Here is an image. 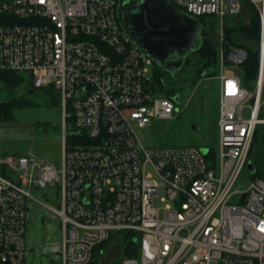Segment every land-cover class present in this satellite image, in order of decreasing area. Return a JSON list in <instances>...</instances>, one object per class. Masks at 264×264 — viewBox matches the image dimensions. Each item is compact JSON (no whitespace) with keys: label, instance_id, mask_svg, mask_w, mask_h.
<instances>
[{"label":"built area","instance_id":"2783aa9c","mask_svg":"<svg viewBox=\"0 0 264 264\" xmlns=\"http://www.w3.org/2000/svg\"><path fill=\"white\" fill-rule=\"evenodd\" d=\"M169 1L222 27L217 151L146 141L178 99L155 97L154 62L119 15L123 0H0V70L56 89L63 116L60 164L0 154V264H27L32 204L59 217L60 241L44 248L57 254L52 264H264V179L244 176L264 124V0ZM245 5L259 14L258 74L247 86L248 52L223 28ZM125 233L137 253L107 258L101 245Z\"/></svg>","mask_w":264,"mask_h":264},{"label":"rangeland","instance_id":"374dc122","mask_svg":"<svg viewBox=\"0 0 264 264\" xmlns=\"http://www.w3.org/2000/svg\"><path fill=\"white\" fill-rule=\"evenodd\" d=\"M121 13L122 11H119V15ZM254 18L259 20L256 7L251 8L245 5L240 13L227 16L224 19L225 34H227L228 27L249 26ZM211 20L209 18L208 22ZM214 22V27L212 29L209 27L207 32L218 47L222 27L218 21ZM241 34L242 32H237L236 41H248L247 37ZM257 42L258 38H252L248 43L254 48L257 46ZM200 64L199 54L190 53L183 67L167 77V87L164 86L163 90L155 93V97L163 98L167 94V89H174L179 95L176 103L178 108L175 110L173 118L155 119L147 126L143 131L146 141L160 145L197 146L204 150L213 148L217 151L219 145L218 70L214 76L206 74L203 78H197L198 80L195 81ZM23 74L26 79L20 86L0 91V101L13 100L12 102L22 106L15 110L14 119L0 121V154L11 156L32 153L39 158L60 164L63 147V116L57 102V90L51 86L37 88L34 85L35 88L32 89L27 79L29 73L24 72ZM263 131L262 127L261 132ZM72 142L73 139L70 137L69 143ZM256 147L255 143L252 153ZM244 176L249 179L250 171L246 169ZM164 195V192L160 191L154 199L161 218L164 216L166 205V201L162 200ZM29 208L31 219L26 223L25 232L27 264H52V260L56 259L57 254L46 253L44 248L47 246L50 249L60 241L62 232L59 226V217L40 204H32ZM45 215L46 219L42 222V217ZM118 245L111 242L110 247L107 248V258H118L123 255L122 246ZM31 248L34 250L29 251Z\"/></svg>","mask_w":264,"mask_h":264},{"label":"water","instance_id":"95a60500","mask_svg":"<svg viewBox=\"0 0 264 264\" xmlns=\"http://www.w3.org/2000/svg\"><path fill=\"white\" fill-rule=\"evenodd\" d=\"M121 11L126 27L153 62L171 73L179 70L187 56L208 36L197 18L176 8L169 0H124ZM243 71L241 67L240 72ZM175 97L179 99L178 94ZM247 168L251 173L256 171L251 161Z\"/></svg>","mask_w":264,"mask_h":264},{"label":"trees","instance_id":"16d2710c","mask_svg":"<svg viewBox=\"0 0 264 264\" xmlns=\"http://www.w3.org/2000/svg\"><path fill=\"white\" fill-rule=\"evenodd\" d=\"M124 1V0H123ZM198 19V21L202 24L203 28L207 30V27L209 25V22L207 21L210 16L202 15V16H194ZM215 25V22H213L210 25V28L212 29ZM237 32H242L241 35L244 37H247L248 41H236ZM226 38L231 43H239L242 45L248 52L247 60L245 61L244 71L241 73L242 78L244 80V84L247 86V82L249 80H253L257 77L258 74V67H259V57L258 52L256 48L252 47L249 42V40L256 39L259 37V20L258 18H254L251 22V25L249 26H239V27H228L226 29ZM240 35V34H239ZM199 54V62L201 63L198 66L197 74L195 75V81H197V78H203L206 74L207 75H215V73L218 70V50L216 44H214V40L211 38L210 35L205 37L202 41V44L200 47L193 51V53ZM192 53V52H191ZM188 59V56L186 60ZM185 60V62H186ZM198 64V63H197ZM154 69V77H155V83L157 86L160 87L161 90H163L167 83V77L166 72L163 71L162 68H158L155 64L153 65ZM212 71H209V70ZM171 76V75H170ZM26 79V76L23 73L11 71V70H0V91L6 90V89H13L17 86H20L22 82ZM28 83L32 86V89L35 88L33 86V80L31 75H28ZM165 86V87H164ZM11 94L10 92H8ZM174 95H177L174 89L169 88L167 89L166 96L172 97ZM12 97V96H11ZM23 100V98H21ZM57 99V98H56ZM13 100H1L0 101V121H8L11 119H14V112L16 109L21 108L20 104H16L12 102ZM57 102L59 103V100L57 99ZM264 128V124L258 125L256 128V132L254 135V139L252 142V147L249 152L248 162L251 161L256 171L254 173H251L252 176H259L264 179V131L261 132V128ZM261 132V133H260ZM255 143L257 145L256 150L254 153H252L253 145L255 147ZM262 148V151L260 152V149ZM129 233H125L121 237H119V246H122L123 254L126 256H134L137 253V243L133 242L129 238ZM109 244L108 242H104L101 247L107 249Z\"/></svg>","mask_w":264,"mask_h":264},{"label":"flooded vegetation","instance_id":"af4514ba","mask_svg":"<svg viewBox=\"0 0 264 264\" xmlns=\"http://www.w3.org/2000/svg\"><path fill=\"white\" fill-rule=\"evenodd\" d=\"M184 63H185V62H184ZM154 64H155L156 66H158V68H162V67H161L160 65H158L157 63L154 62ZM183 65H184V64H183ZM182 67H183V66H182ZM182 67H181V68H182ZM181 68H180V69H181ZM162 69H163V68H162ZM180 69H179V70H180ZM179 70L175 71L174 73L178 72ZM163 71L166 72V76H170V75L173 74V73H171L170 71H167V70H165V69H163Z\"/></svg>","mask_w":264,"mask_h":264},{"label":"bare ground","instance_id":"6f19581e","mask_svg":"<svg viewBox=\"0 0 264 264\" xmlns=\"http://www.w3.org/2000/svg\"><path fill=\"white\" fill-rule=\"evenodd\" d=\"M1 155H3V154H1ZM18 155H20V154H18Z\"/></svg>","mask_w":264,"mask_h":264},{"label":"crops","instance_id":"0c3cea01","mask_svg":"<svg viewBox=\"0 0 264 264\" xmlns=\"http://www.w3.org/2000/svg\"><path fill=\"white\" fill-rule=\"evenodd\" d=\"M218 79V78H217Z\"/></svg>","mask_w":264,"mask_h":264}]
</instances>
